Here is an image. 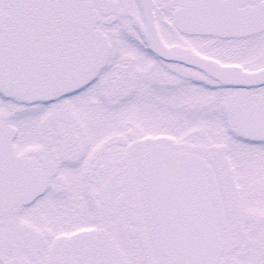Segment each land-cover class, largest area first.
Here are the masks:
<instances>
[{
    "label": "snow or ice",
    "instance_id": "1",
    "mask_svg": "<svg viewBox=\"0 0 264 264\" xmlns=\"http://www.w3.org/2000/svg\"><path fill=\"white\" fill-rule=\"evenodd\" d=\"M0 264H264V0H0Z\"/></svg>",
    "mask_w": 264,
    "mask_h": 264
}]
</instances>
